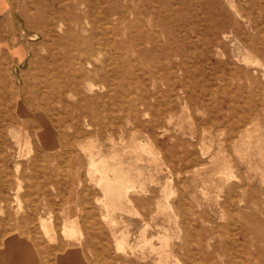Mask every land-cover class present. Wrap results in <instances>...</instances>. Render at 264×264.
<instances>
[{"label":"rangeland","instance_id":"obj_1","mask_svg":"<svg viewBox=\"0 0 264 264\" xmlns=\"http://www.w3.org/2000/svg\"><path fill=\"white\" fill-rule=\"evenodd\" d=\"M3 2L0 245L264 264V0Z\"/></svg>","mask_w":264,"mask_h":264},{"label":"crops","instance_id":"obj_2","mask_svg":"<svg viewBox=\"0 0 264 264\" xmlns=\"http://www.w3.org/2000/svg\"><path fill=\"white\" fill-rule=\"evenodd\" d=\"M7 7L8 4L0 0V13ZM74 258H77V264H85L84 249L78 248L67 255L59 257L57 264H76ZM0 264H47V262H44L42 257L39 256L37 246L32 245L18 234H13L0 245Z\"/></svg>","mask_w":264,"mask_h":264},{"label":"bare ground","instance_id":"obj_3","mask_svg":"<svg viewBox=\"0 0 264 264\" xmlns=\"http://www.w3.org/2000/svg\"><path fill=\"white\" fill-rule=\"evenodd\" d=\"M54 2V1H53ZM97 15V14H96ZM101 22H102V20H101ZM67 32H68V29H67ZM37 36V35H36ZM89 51H90V55L89 56H92L96 51H95V49L94 48H92V47H90L89 48ZM78 56L79 55H75L74 56V58H78ZM98 56V55H97ZM97 56L95 57V58H93V59H87V61H88V63H92V60H95L96 58H97ZM243 58V57H242ZM157 71V70H156ZM155 71V72H156ZM158 73V72H157ZM263 73V72H262ZM168 75V74H167ZM172 77V76H171ZM124 93V92H123ZM23 107H25L23 104H21L20 105V108H21V110H22V108ZM20 113H21V111H20ZM126 116H127V114H126ZM191 117V116H190ZM126 119V118H125ZM11 133V132H10ZM16 133H20V131L19 132H16ZM22 133V132H21ZM15 137L17 138V136L15 135ZM19 137V136H18ZM21 137V136H20ZM193 138V137H192ZM14 139V138H13ZM186 139V138H185ZM147 142V141H146ZM140 144V143H139ZM25 147V146H24ZM140 147L143 149V150H147V147H146V145H144L143 143H141L140 144ZM30 149V148H29ZM126 150V149H125ZM30 154L28 153V156H29ZM79 156V155H78ZM93 162H92V165L93 166H98V165H96L95 164V161L94 160H92ZM103 163V165H104V161L102 162ZM79 164H80V162H79ZM36 165H37V163H36ZM91 165V164H90ZM99 169V168H98ZM104 169H106V167H105V165H104ZM81 170V169H80ZM100 170V169H99ZM17 171V170H16ZM33 176V175H32ZM106 180H108V177H104ZM18 179V178H17ZM173 180V179H172ZM118 182H121V180H119ZM80 185V184H79ZM98 185V184H97ZM111 183H109V182H107V190H108V192L110 193V194H112V195H115V190H114V188L112 187L111 188ZM28 188V187H27ZM128 188V187H127ZM20 189V188H19ZM78 189V188H77ZM84 193V192H83ZM78 197V196H77ZM16 199V198H15ZM70 199V198H69ZM167 199V198H166ZM18 201H20V199L18 200ZM45 201V200H44ZM20 203V202H19ZM18 203V204H19ZM108 205H109V203H108ZM21 211V210H20ZM70 214H72V213H70ZM52 220V219H51ZM42 222H45V221H43V220H41ZM116 221V220H115ZM41 224H44V223H41ZM120 224V223H119ZM125 224V223H124ZM38 225V224H37ZM45 225V224H44ZM45 228H47V225H45L44 226ZM55 229V228H54ZM64 230V229H63ZM66 230H69L68 228H66ZM123 230V229H122ZM125 231V230H124ZM47 232V231H46ZM59 232V231H58ZM48 233V232H47ZM121 233V232H120ZM126 236H127V234H126ZM47 237V236H46ZM161 240V239H160ZM160 240H158V241H160ZM151 241V240H150ZM149 241V242H150ZM15 242V241H14ZM123 242L124 241H120V243H119V246H120V248H123L124 247V244H123ZM152 242V241H151ZM168 242H169V240H163V243H164V248H166V247H168ZM17 243H18V240H17ZM128 245V244H127ZM161 245V244H160ZM5 246V245H4ZM155 247V246H154ZM153 247V248H154ZM158 247V246H157ZM160 247V246H159ZM11 249V248H10ZM12 250V249H11ZM157 250V249H156ZM160 250V249H159ZM163 250V249H162ZM161 250V251H162ZM153 251V250H152ZM154 252H156V251H154ZM159 252V251H158ZM163 253L164 254H166V256L165 257H167V259H168V257H169V255L167 254V251L164 249L163 250ZM162 255V254H161ZM158 256H160V255H158ZM166 259V258H165ZM170 259V258H169ZM163 260V259H162ZM154 261V260H153ZM165 261V260H164ZM154 263H155V261H154ZM168 263V261L166 262V263H161L160 262V264H167ZM170 263V262H169ZM156 264V263H155ZM174 264V263H173Z\"/></svg>","mask_w":264,"mask_h":264}]
</instances>
